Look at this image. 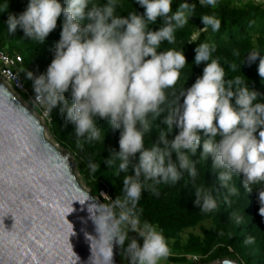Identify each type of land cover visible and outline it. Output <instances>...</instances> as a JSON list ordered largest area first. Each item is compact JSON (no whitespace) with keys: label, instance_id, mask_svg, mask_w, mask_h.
Returning a JSON list of instances; mask_svg holds the SVG:
<instances>
[{"label":"clouds","instance_id":"obj_1","mask_svg":"<svg viewBox=\"0 0 264 264\" xmlns=\"http://www.w3.org/2000/svg\"><path fill=\"white\" fill-rule=\"evenodd\" d=\"M135 2L143 12L130 11L125 16L116 14L119 0H27L22 12H8L4 21L9 34L19 27L23 38L43 44L60 18L50 63L38 75L27 74L35 101L49 113L58 108L77 137L98 140L99 121L118 131V148L104 163L115 165L117 175L125 174L123 197L104 194L107 205L98 198V203L87 205L96 233H84L90 264H113L114 245L123 249L128 264H160L168 258L170 248L162 231L141 222L137 205L142 191L159 195L157 185H175L184 173L194 182L197 161L193 157L198 149L199 159L211 158L219 170V186L230 194L236 192L230 187L234 175L249 193L253 185L264 184V100L260 99L264 93L246 85L240 76L226 78L224 66L213 56L215 44L205 42L195 47L192 61L204 64L201 74L178 93L166 94L165 90L174 89L186 58L183 49L160 50V45L175 43V31L188 23L195 5L182 0L172 11L173 0ZM198 2L215 8L219 0ZM158 18L160 25L149 27ZM200 20L202 31L218 32L221 27L215 15H203ZM233 55L238 53L234 50ZM257 60V74L264 80V53L254 49L244 63ZM228 67L234 70L236 65ZM15 96L34 111L32 104L26 106ZM157 119L163 127L146 147L145 136ZM193 186L194 207L205 213L217 208L210 191ZM257 194L258 214L264 218V191ZM129 232L140 240L129 237ZM245 242L251 243L252 238Z\"/></svg>","mask_w":264,"mask_h":264},{"label":"trees","instance_id":"obj_2","mask_svg":"<svg viewBox=\"0 0 264 264\" xmlns=\"http://www.w3.org/2000/svg\"><path fill=\"white\" fill-rule=\"evenodd\" d=\"M98 2L103 3V0ZM181 2L173 0L172 11H176ZM188 2L194 4L195 8L188 23L175 31V43L168 44L165 41L160 45V50L183 49L186 58L174 89L165 90L166 94L173 91L178 93L201 74L204 64L197 66L192 61L195 47L205 42L215 44L213 56L224 66L226 78L240 76L246 85L264 93V80L257 74L258 60L250 65L244 63L247 53L254 49L264 53V0H219L215 8L202 7L198 0ZM26 4L27 0H0V9L5 10L0 11V53L9 58H20L16 70L25 92H16L21 100L31 104L34 93L32 81L27 74L30 71L38 75L50 63V49L59 39L61 19L58 18L56 29L43 44L23 38L19 27L9 34L4 24L8 12L20 13ZM135 10L143 12L135 0H119L116 14L126 16ZM203 15H215L220 19L218 32H212L210 28L207 31L201 30L200 17ZM159 25L158 18L156 24L149 27L155 29ZM234 50L238 55H233ZM229 64H235V69L229 68ZM11 71L15 72V69ZM168 99L173 97L169 95ZM32 107L37 113H40L41 108L46 110L43 105ZM47 119L49 121L45 126L48 133L56 145L72 156L77 175L89 194L105 205L109 201L102 199L101 194L112 199L116 196L122 198L125 174L117 175L115 165L107 167L104 163L111 152L118 148V131L109 128L106 121H99L100 138L88 140L84 136H75L72 125L66 122L58 108L47 112ZM161 127L159 119L152 122V131L145 136L146 147L151 146ZM193 159L197 161V177L194 182L184 173L175 185H157L159 195L142 191L137 205L141 222L147 221L162 231L170 250L176 252L168 256L172 264H211L225 259L237 264H264V218L258 214L260 205L257 194L264 191V184L253 185V191L249 193L242 186L240 177L234 175L230 187L236 188V192L230 194L226 188L219 186L216 178L219 170L213 167L211 158L207 161L199 159L198 149ZM193 185L203 186L210 191L217 202V208L205 213L194 207ZM237 218H241L240 223L236 222ZM195 229L199 232H192ZM248 237L252 238L251 243L245 242Z\"/></svg>","mask_w":264,"mask_h":264},{"label":"water","instance_id":"obj_3","mask_svg":"<svg viewBox=\"0 0 264 264\" xmlns=\"http://www.w3.org/2000/svg\"><path fill=\"white\" fill-rule=\"evenodd\" d=\"M69 157L0 80V264H90L87 205L98 202Z\"/></svg>","mask_w":264,"mask_h":264},{"label":"built area","instance_id":"obj_4","mask_svg":"<svg viewBox=\"0 0 264 264\" xmlns=\"http://www.w3.org/2000/svg\"><path fill=\"white\" fill-rule=\"evenodd\" d=\"M20 62L19 57L9 58L8 56L0 53V80L6 84L12 92L17 95V91L25 92L24 86L20 83L18 79V74L16 70L17 64ZM11 69H15V72H12ZM18 96V95H17ZM32 106L36 107L41 104L37 103L35 99H33ZM39 120L44 124L48 123L49 119H47V112L44 108H41L40 113H38ZM101 198H104V194H101Z\"/></svg>","mask_w":264,"mask_h":264},{"label":"rangeland","instance_id":"obj_5","mask_svg":"<svg viewBox=\"0 0 264 264\" xmlns=\"http://www.w3.org/2000/svg\"><path fill=\"white\" fill-rule=\"evenodd\" d=\"M23 103H24V105L30 107V105H29L28 102H26V101L23 100ZM33 112H35V115H36V114L38 115V113L35 111V109H34ZM44 136H45L46 140H48L51 144L56 145V144L54 143L52 137H51L50 134L48 133L46 126L44 127ZM57 147H58L59 149H61V151L68 153L67 151H65V150H63L62 148H60L58 145H57ZM68 154H69V153H68ZM69 155H70V154H69ZM69 158H70L71 163L73 164V158H72V156L70 155ZM73 167H74V164H73ZM74 172L77 174V172H76V170H75V167H74ZM79 182H80V185H81L84 189H86L85 186L83 185V183H82V181H81L80 178H79ZM104 198H105V195H104ZM192 232H194V233H198L199 230H198V229H195V230L192 231ZM129 237H136V234L133 233V232H129ZM184 237H185V236L183 235V239H184ZM136 238L138 239V241L140 240L139 237H136ZM127 243H128V241L126 240V241H125V246L127 245ZM173 253H176V252H173L172 249H171V250H170V255H169V256H173ZM124 256H126V254L123 253V249L120 248V247L115 246V264H128V261H127V259H126ZM160 264H172V263L170 262L169 258H167L166 260H162V261L160 262ZM211 264H219V261L213 262V263H211Z\"/></svg>","mask_w":264,"mask_h":264}]
</instances>
